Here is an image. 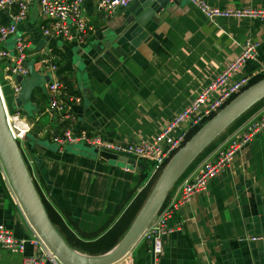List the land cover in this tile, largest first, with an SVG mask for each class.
<instances>
[{
    "label": "crops",
    "instance_id": "crops-1",
    "mask_svg": "<svg viewBox=\"0 0 264 264\" xmlns=\"http://www.w3.org/2000/svg\"><path fill=\"white\" fill-rule=\"evenodd\" d=\"M31 1L18 36L28 42L29 63L39 73L44 72V56L55 50L65 55L64 63L59 64L54 57L53 62L57 79L66 87L62 101L75 118L67 122L74 134L86 132L118 145L151 141L237 60L247 42L260 44L258 56L246 61L233 79L256 76L264 68V20L258 18L209 20L190 2L171 0L168 10L156 20L141 24L133 15L147 0H134L109 17L100 9L99 0H85L83 14L89 30L80 43L45 36L50 21L41 14L37 1ZM205 1L216 7L264 8V0ZM11 20L9 11H0V27ZM14 46L11 38L0 49L12 52ZM7 66L0 62V85L5 100L6 87L15 100L18 95ZM34 93L36 99L30 107L17 111L30 122L34 117L41 120L46 130L27 139L20 150L33 182L40 185L45 200L78 241L68 243L39 195L46 213L74 251L90 257L107 254L124 239L150 198L156 183L146 200H141L155 180L151 179V169L140 161L134 166L123 164L96 148L93 150L98 152L87 146L62 148L52 139L45 140L59 115L47 114L48 95L43 99L42 91ZM263 107L264 103L242 126L226 134L196 167L212 159L213 153ZM0 225L18 238L35 233L14 194L1 156ZM120 225L129 228L124 233ZM169 230L173 233L164 239L160 264H264V241H251L264 237V131L237 153L206 190L175 212ZM116 231L119 233L114 234ZM130 255L134 264L152 262L145 240L137 243ZM33 256L37 253L31 245L23 253H11L0 246V264H25V259Z\"/></svg>",
    "mask_w": 264,
    "mask_h": 264
},
{
    "label": "built area",
    "instance_id": "built-area-1",
    "mask_svg": "<svg viewBox=\"0 0 264 264\" xmlns=\"http://www.w3.org/2000/svg\"><path fill=\"white\" fill-rule=\"evenodd\" d=\"M36 1L43 17L50 21L49 27L44 30L45 36L61 37L70 42H84L89 30L83 14L85 0ZM133 1L99 0V7L105 16L109 17L116 9L128 7ZM185 1L197 7L209 20L219 17H249L264 20V8L216 7L205 0ZM31 3V0H0V11H9L12 19L9 24L0 27V45H4L11 38L15 40L12 52L0 49V62L8 64V76L12 78L16 95L21 90L20 84L16 81L17 76L28 79L30 75L28 67L31 57L29 44L18 36V28L27 19ZM259 46V43L247 42L237 60L227 66L208 88L201 92L187 108L177 114L174 120L167 124L160 134L151 141L141 144L118 145L107 143L100 137L90 136L86 132L74 134L71 129H67L62 135L53 137V142L62 148L84 143L87 147L96 148L118 157L147 163L151 169V179L159 178L174 155L189 141L188 136L193 130L202 128L234 98L247 90L255 77L264 74L263 68L262 72L256 76L233 79L246 61L254 60L258 56ZM53 61L52 55L44 56L41 60L44 72L40 74L51 77L47 84L49 98L47 114L51 117L59 115L64 122H71L75 118L68 112L66 104L62 101V97L66 94V87L57 79V65ZM0 89L2 91L1 85ZM219 91L221 92L219 96L214 97ZM70 101L80 102L79 99L74 98H70ZM6 121L14 140L21 148L31 134L34 123L30 122L20 111L11 112L7 104ZM262 131H264V107L234 137L221 145L213 153L212 159L204 161L183 179L175 189L172 200L167 201L155 221L143 234L142 240L149 244L151 264H160L164 253V239L173 233L169 230V224L175 212L197 194L206 190L208 183L229 167L237 153L247 147ZM251 241H264V237H254ZM28 245L33 247L37 256L26 258L25 264H64L48 249L36 233L28 238H18L8 228L0 225V246L3 249L11 253H23ZM117 264H134V261L128 253Z\"/></svg>",
    "mask_w": 264,
    "mask_h": 264
},
{
    "label": "water",
    "instance_id": "water-1",
    "mask_svg": "<svg viewBox=\"0 0 264 264\" xmlns=\"http://www.w3.org/2000/svg\"><path fill=\"white\" fill-rule=\"evenodd\" d=\"M171 0H147L140 11L133 16L138 17L141 24L164 10H168ZM175 3L177 1L173 0ZM29 78L17 76L21 90L14 100L13 111L32 104L36 90L48 95L49 75L40 74L29 64ZM264 100V79L252 85L234 98L216 116L210 119L170 160L159 177L145 207L134 222L124 239L110 252L99 257L80 254L70 248L51 223L44 205L39 197L32 176L23 158L18 143L14 140L6 121V101L0 89V156L4 164L9 182L19 205L34 232L43 240L48 249L64 264H117L142 240L143 234L155 221L165 205L170 193L182 179L184 174L219 136H221L239 118ZM98 152V150H95ZM115 156V157H113ZM123 164L136 165L133 159L113 155Z\"/></svg>",
    "mask_w": 264,
    "mask_h": 264
},
{
    "label": "trees",
    "instance_id": "trees-1",
    "mask_svg": "<svg viewBox=\"0 0 264 264\" xmlns=\"http://www.w3.org/2000/svg\"><path fill=\"white\" fill-rule=\"evenodd\" d=\"M52 56L54 58H56V62L58 60V63H64L65 60V55L62 54L60 51H53ZM57 64V63H56ZM264 79V74H261L257 77H255L249 84V87H251L252 85L260 82L261 80ZM36 91H40V90H36ZM43 99H46V95L44 96V94H41ZM33 99H36V94L34 93L33 95ZM264 103V100L259 102L257 105H255L252 109H250L247 113H245L241 118H239L232 126H230L221 136H219L208 148L205 149V151L199 156V158L194 162V164L189 168V170L184 174V176L182 177V179L178 182V184L176 185V187L173 189V191L170 193L169 198L172 196V194L174 193L175 189L179 186V184H181V182L183 181V179H185L194 169L195 167L202 162L208 155L209 153H211L220 143L221 139H224L226 134H230L231 132L235 131L236 129H238L240 126H242L248 119L249 117L254 114L256 111H258L260 109V107H262ZM33 119V118H32ZM32 123H34V128L31 132V134L28 136L27 139L31 138V137H38L39 135L43 134L44 131L46 130V125L44 122H41V120H38L37 118L34 117L33 120H31ZM67 122H62L61 117L58 116V118L56 120H54V122L51 124V130L44 135V139L45 140H51L53 137L55 136H59L62 135L66 130L67 127ZM69 129V128H68ZM201 128H196L195 130H193L189 136H188V140H190ZM53 141V139L51 140ZM147 164V163H146ZM149 165V164H148ZM150 167V166H149ZM31 175V169L28 168ZM142 178L146 179L147 176L144 174L142 175ZM158 177L155 178L154 181H152L150 183V187L148 190H146V192L143 193V195L141 196V200L144 202L148 196V193L152 191L155 183L158 181ZM34 184L36 186V189L45 205V208L50 216V219L52 220V222L54 223V225L57 227V229L60 231L61 234L64 235V237L66 238V240L68 241L69 244H71L73 241L77 242L78 240L76 239V237L73 235V233L68 232L67 228L63 225V223L60 221L58 215L55 213V211L52 209L51 205L45 200L43 194H42V190L40 188V185L34 180ZM166 201V203H167ZM165 203V204H166ZM128 225V224H127ZM123 232L125 233L129 227H123L122 225L119 226ZM119 230V229H118ZM115 233H119V231L114 232ZM102 243H100L101 245ZM73 245V244H71ZM97 245V244H96ZM99 246V245H97Z\"/></svg>",
    "mask_w": 264,
    "mask_h": 264
},
{
    "label": "rangeland",
    "instance_id": "rangeland-1",
    "mask_svg": "<svg viewBox=\"0 0 264 264\" xmlns=\"http://www.w3.org/2000/svg\"><path fill=\"white\" fill-rule=\"evenodd\" d=\"M43 72V71H42ZM4 80L2 79V83H3V85H4V82H3ZM5 91H6V103H7V106H8V108L11 110V112H13V103H14V98H12L13 96H11V92L9 91V89H8V87H6V89H5ZM28 108L30 107V105L29 106H27ZM222 140V139H221ZM77 146L79 147V148H86V144H84V143H82V144H77ZM87 149H89L90 151H92V152H94L95 150H93L94 148H87Z\"/></svg>",
    "mask_w": 264,
    "mask_h": 264
}]
</instances>
